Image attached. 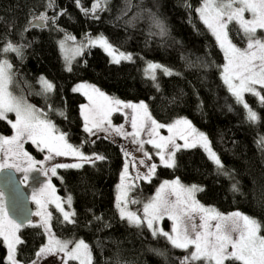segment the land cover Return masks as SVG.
I'll return each mask as SVG.
<instances>
[{
    "label": "trees",
    "instance_id": "1",
    "mask_svg": "<svg viewBox=\"0 0 264 264\" xmlns=\"http://www.w3.org/2000/svg\"><path fill=\"white\" fill-rule=\"evenodd\" d=\"M90 3L91 0H82L84 7ZM132 3L138 4L140 0H132ZM185 4H190L191 10ZM42 5L43 0H0V17H3L0 37L27 45L23 48L22 59L14 54L6 57L13 64L15 74L12 91L26 95L32 104L45 111L48 104L65 111L67 119L55 112L48 115L61 131L68 134V140L81 146L86 155L106 157L95 163H82L72 157H55L50 161L51 166L55 163L83 164L78 169H57V176L51 178L60 196H72L76 212V224H61L60 213L50 205L56 238L83 239L91 249L92 264H177V258L185 254L173 248L164 237H153L146 228H136L119 219L114 207L116 186L125 162L128 163V156L125 157L124 153L129 143L122 136L104 139L105 133L97 138L83 131L80 105L85 102V97L72 91L78 82L90 83L118 99L144 101L152 117L160 123L178 117L187 118L208 136L212 149L233 176L231 180L218 176L201 147L182 148L176 153L174 168L158 164L151 182L141 180L133 190L142 201L163 181L179 178L182 184L204 188L203 192L196 194L201 203L213 206L221 213L238 210L257 219L264 235V149L257 143L260 137H264V107L259 106L258 98L245 94L246 102L260 116L258 123L250 124L245 120L242 105L236 104L227 92L215 66L224 63L223 54L194 11L200 6V0H143L142 7L151 8L165 22L168 33L164 37L149 34L150 31L155 33L156 29L150 28L147 17L133 25L125 23L137 11L136 8L117 19L124 8V0H111L108 11L98 13V20L85 17L74 0H57L58 9L67 12L57 22L63 32H57L51 26L24 32L27 21L34 13L43 10ZM231 28L234 25H230ZM65 33L78 41H83L86 34L91 37L103 34L119 51L132 53L133 62L112 63L103 48L96 46L77 55L71 61L72 71L68 72V62L59 47ZM230 35L238 46H244L233 32L230 31ZM148 62H157L179 75L165 76L158 70L156 83L160 87L157 90L144 73ZM41 76L57 86L47 100L35 95L40 90L37 81ZM124 116L122 112L114 113L112 121L122 122ZM0 133L5 136L12 133L5 121H0ZM93 140L95 143L90 142ZM27 147L35 148L30 142ZM45 153L36 151L38 157ZM140 156L143 157L138 153L137 157ZM235 182H238L240 191L234 193L230 189ZM94 216H103V221H96ZM38 220L34 217L32 221ZM163 222L168 229L169 220ZM104 223L110 227H104ZM41 233L42 229L36 227L20 230L19 235L25 243L19 246L18 258L25 264L36 260V251L48 242L47 235ZM6 255V246L0 238V264H4ZM69 264L78 262L70 260Z\"/></svg>",
    "mask_w": 264,
    "mask_h": 264
},
{
    "label": "snow or ice",
    "instance_id": "2",
    "mask_svg": "<svg viewBox=\"0 0 264 264\" xmlns=\"http://www.w3.org/2000/svg\"><path fill=\"white\" fill-rule=\"evenodd\" d=\"M74 2L85 17L98 20L100 18L98 13L108 11L107 5L111 0H91L88 7H84L82 0H74ZM142 4L143 0L135 5L132 0H124V8L121 9V15L117 19L127 16L133 8H136L137 11L125 23L133 25L135 21L147 17L150 28L156 29L155 33L150 31L149 34L166 36L168 29L165 22L151 8H144ZM42 7V11L34 13L27 21L23 31L51 26L55 31L63 32L57 22L62 16L67 15L66 10L58 9L57 0H43ZM185 7L191 10L190 4H185ZM194 11L198 20L210 31L223 54L224 63L215 65L219 69L223 85L234 98L235 103L242 105L246 122L258 123L260 116L246 102L245 94L258 98L259 106L264 107V94H262L264 93V0H200V6ZM49 12L53 14L49 15ZM0 20H3V17H0ZM230 25H234V28L230 29ZM230 31L240 40L243 47L234 42ZM68 40L75 41L76 37L65 33L64 39L59 41L61 51L65 50ZM26 46L16 44L7 37H0V121H5L13 133L11 136L0 135V171L14 169L25 173L21 183L28 179V172L40 171L48 177V182L38 192L33 191L32 200L37 205V211L26 213L20 220L9 215L3 202V193L0 192V238L7 249L4 264H25V261L18 258L19 246L25 243L19 233L25 227L40 228L41 234L47 235L48 242L36 251V257L59 250L64 252L69 260H78L79 264H92L91 249L83 239L72 241L56 238L52 228L53 214L48 211V205L54 204L62 217L59 221L61 224H76L74 219L76 212L66 210L64 206L67 205L71 209L72 196L68 195L62 199L56 195V188L51 184V178L57 176V169H78L83 164L55 163L51 167H44V164L55 157L73 156L88 163L103 161L106 157L99 154L86 156L80 148L68 143V134L60 131L48 118L49 112H55L58 116L67 119L65 111L54 109L51 104L47 105L48 110L45 111L29 103L26 96L14 94L13 64L6 57L8 54H14L22 59L23 48ZM96 46L103 48L112 58V63L133 62L132 53L118 51L103 34L95 38L86 34L75 51L77 55H82L85 49ZM65 59L67 60V57ZM66 70L72 71L70 61ZM157 70L165 76L179 75L157 62H148L144 73L154 82L157 90L160 87L159 83H156ZM37 84L40 90L35 95L45 100L57 87L44 76L39 78ZM72 91L82 92L87 97L88 103L80 105V116L83 121V131L88 136L101 138L98 134L105 133L104 139L113 135L132 137L133 143L138 145L148 161H151L152 154L145 151L144 146L152 145L156 149L155 155L159 158L160 166L166 168L176 166L177 151L199 146L215 166L218 176L233 179L231 171L225 169L221 158L212 149L208 136L198 131L187 118H178L171 123L163 124L152 117L144 101L124 102L109 97L99 88L86 83L77 84ZM125 109L131 110L130 117L125 113L126 118L130 119L131 132L125 130L124 124L116 126L112 123V114ZM9 114H14V120L9 119ZM161 129H166L169 134L161 135ZM142 133L147 135L146 140L142 138ZM177 139L182 140L183 144L177 143ZM29 142L39 152H46L42 160L37 161L24 149V144ZM90 142L95 143L94 140ZM257 143L264 149V137H260ZM124 155L127 157L129 154L125 152ZM139 163L145 165V159H141ZM133 166L135 167V164ZM146 167V173L141 174L137 169L136 175L133 176L129 173L128 163L124 164L120 183L116 186L117 195L114 204L120 220L136 228H146L153 237H164L173 248L185 253L177 258V264H264V235L261 234L260 222L239 211L225 214L214 207L205 206L196 198L197 193L204 191L203 187L196 184L185 186L177 178L164 181L146 202L132 198L131 192L138 187L136 181L142 179L150 183L158 165L153 162ZM237 184L238 182H235L231 185L230 190L234 193L240 191ZM141 203L142 208L137 211H132L129 207ZM29 216L38 217L39 220L33 222L28 218ZM165 218L172 222L170 231H165L159 226ZM94 219L103 221V216H94ZM103 226L110 227L107 223ZM28 264H36V260H30Z\"/></svg>",
    "mask_w": 264,
    "mask_h": 264
},
{
    "label": "rangeland",
    "instance_id": "3",
    "mask_svg": "<svg viewBox=\"0 0 264 264\" xmlns=\"http://www.w3.org/2000/svg\"><path fill=\"white\" fill-rule=\"evenodd\" d=\"M96 36H98V35H96ZM96 36H93L92 38H95ZM64 39V38H63ZM80 42L81 41H78V40H75V41H72V40H68L67 42H66V44H65V50L63 51V54H64V57H67V62H71L76 56H77V54H76V48L78 47V45L80 44ZM119 51V50H118ZM112 59V58H111ZM157 74H158V70H157V72H156V76H157ZM80 83H85V82H78V83H76L75 85H74V87L77 85V84H80ZM86 84H90V83H86ZM90 85H92V84H90ZM102 91V90H101ZM13 92H14V90H13ZM24 92V94L26 93V91H23ZM102 92H104V91H102ZM80 93H82V92H80ZM106 95H108L109 97H113V96H111V95H109V94H107L106 92H104ZM14 94H16V95H18L16 92H14ZM83 94V93H82ZM262 94H264V93H262ZM26 96V95H25ZM85 97V102L83 103V104H86V103H88V100H87V97L86 96H84ZM113 98H115V97H113ZM120 100H122V99H120ZM29 101V100H28ZM122 101H124V102H131V101H125V100H122ZM140 101H133L132 103H139ZM29 103H31L30 101H29ZM36 105V104H35ZM37 107H39V108H41L40 106H38V105H36ZM122 113H128L129 114V117H130V113H131V110L130 109H125V110H123L122 111ZM114 114V113H113ZM113 114H112V117H111V119L113 118ZM14 114H9V119H13L14 120ZM48 118L49 119H51L50 117H49V115H48ZM124 118H125V120L124 121H122V122H114V121H112V123H113V125H116V126H118V125H120V124H124V127H125V130L126 131H128V132H131L132 131V129H131V123H130V119L129 118H126L125 116H124ZM178 118H185V117H178ZM178 118H175V119H173L171 122H173L174 120H176V119H178ZM52 120V119H51ZM53 121V120H52ZM54 122V121H53ZM171 122H168V123H171ZM168 123H163V124H168ZM193 124V123H192ZM57 126V125H56ZM193 126H194V124H193ZM195 127V126H194ZM57 128H58V126H57ZM196 128V127H195ZM59 129V128H58ZM197 129V128H196ZM60 130V129H59ZM198 131H200V132H202L201 130H199V129H197ZM61 131V130H60ZM63 132V131H62ZM204 133V132H203ZM13 133H11L10 135H6V136H11ZM99 134H102V133H99ZM98 134V135H99ZM160 134L161 135H165V136H167L169 133L167 132V130L166 129H161L160 130ZM0 135H2L1 133H0ZM88 135V134H87ZM142 135V138H144L145 140L148 138L147 137V135H145L144 133H142L141 134ZM92 137H96V136H92ZM125 138V137H124ZM125 140L129 143V145L126 147V149H127V153L129 154L128 155V166H129V173H131L133 176H135L136 175V172H137V169L139 170V172L141 173V174H143V173H146V171H147V167H146V165H150L151 163H156L157 165L159 164V158L155 155V151H156V149H154L153 148V146L152 145H148V144H145V146H144V149H145V151H148L149 153H151L152 154V159H151V161H148L144 156H143V153L139 150V147H138V145L137 144H135V143H133V139H132V137H127V138H125ZM67 141H68V143H70V144H72L73 146H75V147H78V148H80V150L84 153V151H83V148L81 147V146H78V145H75V144H73V143H71L69 140H68V137H67ZM177 143H180V144H183V141L182 140H179V139H177ZM35 147V146H34ZM24 149L31 155V156H33L37 161H39V160H42L43 159V157L46 155V153L45 154H43V156L42 157H38L37 156V154H36V151H37V149L36 148H28L27 147V143H25L24 144ZM138 153H141V155L143 156L142 158H141V156L140 157H137V154ZM85 154V153H84ZM86 155V154H85ZM86 156H88V155H86ZM67 157H72V158H76V159H79L78 157H73V156H67ZM141 159H145V165H141L140 163H139V161L141 160ZM81 161V160H80ZM82 163H83V161H81ZM80 162V163H81ZM133 164H135V167L133 166ZM38 167H39V165H38ZM44 167H51V164H50V161H46L45 162V164H44ZM17 172V171H16ZM18 173V175H19V177L21 178V180H24V176H25V173H23V172H17ZM27 177H28V179L23 183L24 185H26V188L28 189V191L30 192V196H31V200H32V194H33V191L35 190V191H39V189L40 188H42L43 187V185L45 184V183H47L48 182V177H46L42 172H40V171H30V172H28L27 173ZM142 180V179H141ZM141 180H139V181H136V184L137 185H139V183L141 182ZM174 180V179H173ZM165 181H172V180H165ZM164 182V181H163ZM162 182V183H163ZM120 183V182H119ZM161 183V184H162ZM51 184L52 185H54L55 186V184H54V182L52 181V179H51ZM183 185H185V186H190V185H186V184H183ZM159 188V187H158ZM156 192V191H155ZM154 192V193H155ZM116 193H117V189H116ZM153 193V194H154ZM152 194V195H153ZM56 195H58V196H60L59 195V193L56 191ZM131 197L132 198H135V199H137V200H139V201H141V202H146L148 199H150L151 198V196L152 195H149L148 197H146L144 200L145 201H142V199H141V196H137V194H134L133 193V191L131 192ZM62 199H64V198H66L65 196H60ZM196 198H197V195H196ZM198 199V198H197ZM3 202H4V195H3ZM32 202H33V204H34V212H36L37 211V205L35 204V202L32 200ZM203 204V203H202ZM50 205H54V204H49L48 205V211H50ZM205 205V204H204ZM55 206V205H54ZM65 206V209L66 210H73V206L71 205V209H69L68 208V206L67 205H64ZM136 206V207H135ZM205 206H207V205H205ZM129 207H130V209L132 210V211H137L138 209H139V207H140V209L142 208V203L141 204H137V205H129ZM211 207H213V206H211ZM215 208V207H214ZM234 211H238V210H234ZM234 211H231V212H234ZM231 212H227V213H225V214H228V213H231ZM164 220H166V221H168V219L167 218H165ZM163 220V221H164ZM163 221H161L160 223H159V226L160 227H162L165 231H170L171 230V223L172 222H170V220H169V228L168 229H166L165 228V226H164V222ZM65 240H67V239H65ZM78 240H80V239H78ZM78 240H76V241H78ZM47 244V243H46ZM65 261H67V264H69V259H68V257L66 256V254L64 253V252H60L59 250H55V251H53V252H50V253H45V254H43V255H41L40 257H37V259H36V264H65ZM77 262H78V264H79V261L78 260H76Z\"/></svg>",
    "mask_w": 264,
    "mask_h": 264
},
{
    "label": "water",
    "instance_id": "4",
    "mask_svg": "<svg viewBox=\"0 0 264 264\" xmlns=\"http://www.w3.org/2000/svg\"><path fill=\"white\" fill-rule=\"evenodd\" d=\"M14 169L0 171V190L4 195V205L9 215L20 220L26 213H34V204L26 185ZM35 216L28 218L33 220Z\"/></svg>",
    "mask_w": 264,
    "mask_h": 264
}]
</instances>
